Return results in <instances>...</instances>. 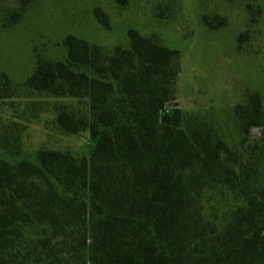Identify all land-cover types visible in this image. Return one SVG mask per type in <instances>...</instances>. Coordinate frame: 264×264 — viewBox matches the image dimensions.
<instances>
[{"label": "trees", "instance_id": "16d2710c", "mask_svg": "<svg viewBox=\"0 0 264 264\" xmlns=\"http://www.w3.org/2000/svg\"><path fill=\"white\" fill-rule=\"evenodd\" d=\"M35 1L15 0L5 25ZM54 46H32L20 79L0 70V264H264L262 93L247 89L226 118L181 106V53L156 32ZM34 122L86 133L87 153L26 152Z\"/></svg>", "mask_w": 264, "mask_h": 264}, {"label": "rangeland", "instance_id": "374dc122", "mask_svg": "<svg viewBox=\"0 0 264 264\" xmlns=\"http://www.w3.org/2000/svg\"><path fill=\"white\" fill-rule=\"evenodd\" d=\"M15 0L0 3V70L13 79L31 69L32 46L44 43L48 51L62 35L74 33L89 41L111 45L130 27L156 32L168 46L179 49L182 70L178 77V101L185 108L225 118L247 89L264 96V0H36L12 26H6L3 10H13ZM100 8L109 28L94 15ZM220 14L224 26L208 29L202 16ZM247 31L243 48L235 37ZM252 136L259 133L253 128ZM24 146L31 152L39 145L87 153V134L47 132L38 123L25 130ZM2 154L0 153V156Z\"/></svg>", "mask_w": 264, "mask_h": 264}]
</instances>
